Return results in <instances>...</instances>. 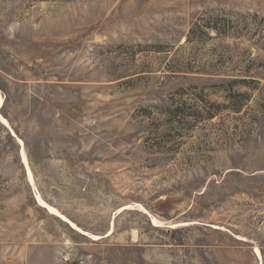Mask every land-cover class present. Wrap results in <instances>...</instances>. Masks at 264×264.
Listing matches in <instances>:
<instances>
[{"label":"rangeland","instance_id":"1","mask_svg":"<svg viewBox=\"0 0 264 264\" xmlns=\"http://www.w3.org/2000/svg\"><path fill=\"white\" fill-rule=\"evenodd\" d=\"M0 115V264H264V0H0Z\"/></svg>","mask_w":264,"mask_h":264},{"label":"bare ground","instance_id":"2","mask_svg":"<svg viewBox=\"0 0 264 264\" xmlns=\"http://www.w3.org/2000/svg\"><path fill=\"white\" fill-rule=\"evenodd\" d=\"M3 100V99H2ZM0 121L5 125V126H7V127H10V125H9V122H8V120L6 119V118H4V117H2L1 115H0ZM22 158H23V162L25 163V164H27V155H26V153H25V150H24V148L22 147ZM30 167V166H29ZM28 173V172H27ZM31 174V173H30ZM29 177V176H28ZM30 183L31 184H34L33 182L35 181H33V179H32V176H30ZM32 186V185H31ZM36 186V185H35ZM36 199L38 200V204L40 205V206H42V207H44V208H46V209H48V211L50 212V213H54V214H56V215H58L59 217H61V218H63L64 220H67V221H69L68 219H66L63 215H61V214H59L58 213V211L55 209V208H53L51 205H49L42 197H41V195L39 194V193H37L36 194ZM70 222V221H69ZM71 223V225H73V223L72 222H70ZM75 226V225H74ZM73 226V227H74ZM81 231V230H80ZM85 232V231H84ZM92 236V235H91ZM98 238V237H97ZM255 252L257 253V255L259 256V255H261L260 254V250L258 249V248H256L255 249Z\"/></svg>","mask_w":264,"mask_h":264}]
</instances>
